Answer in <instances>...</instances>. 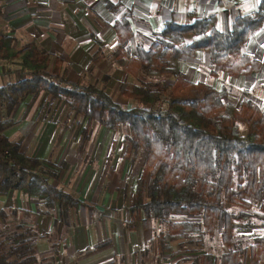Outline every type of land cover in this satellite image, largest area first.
Listing matches in <instances>:
<instances>
[{"label": "trees", "instance_id": "1", "mask_svg": "<svg viewBox=\"0 0 264 264\" xmlns=\"http://www.w3.org/2000/svg\"><path fill=\"white\" fill-rule=\"evenodd\" d=\"M106 5L116 10L120 2L106 0ZM111 26L117 40L107 61L138 79L122 88V95L132 99L129 106L115 100L105 84L69 79L61 70L59 55L36 38L16 45L0 24V60L16 62L18 67L7 70L23 72L0 84V195L18 189L41 197L37 212L51 214L57 207L60 220L80 203L53 182L58 176L55 169L28 154L20 141L6 133L19 101L42 90L64 102L67 125H71L69 118H85L80 129L83 138L94 119L111 130L127 126L123 156L144 154L127 224L133 228L136 221H165L166 229L156 235L158 252H180L173 241L213 234L220 219L221 264H264V233L237 238L233 225L252 217L264 219V113L247 92L238 105L225 101L226 86L192 81L175 65L181 55L204 49L211 64L231 75L257 70L260 60L243 47L264 26V1L238 15L224 30L216 27L214 13L185 23L166 20L147 36L148 44L138 40L134 52L128 13L120 12ZM166 75H172V80L167 82ZM18 211L1 207L0 216L6 221ZM38 234L24 223L14 229L0 228V264H45L37 252ZM57 252L53 245L51 264ZM212 260V253L206 251L200 254L199 264H212Z\"/></svg>", "mask_w": 264, "mask_h": 264}, {"label": "crops", "instance_id": "2", "mask_svg": "<svg viewBox=\"0 0 264 264\" xmlns=\"http://www.w3.org/2000/svg\"><path fill=\"white\" fill-rule=\"evenodd\" d=\"M109 1H119L120 7L110 9L106 0H0V24L13 36L16 45L36 38L46 50L59 55L62 72L64 67H69L68 78L76 81H85L88 76L86 69L91 65L93 48L99 49L109 42L108 52L100 56L104 58L101 64L107 70L105 73L111 83L117 79L116 72L122 77L128 74L123 67L106 59L117 40L111 23L120 12L128 13L134 31L130 39L134 52L135 43L144 38V43L148 44L147 36L160 30L166 20L185 23L214 13L216 27L224 30L238 15L251 12L264 0ZM243 48L261 62L259 68L249 74L231 75L217 65H211L208 51L204 49H196L192 55H181L175 59V65L192 81H205L216 88L226 86L225 101L238 105L247 92L246 95L264 113V26L249 36ZM44 92L41 90L19 101L12 113L14 123L6 129V133L20 141L28 154L42 158L43 163L55 169L58 176L53 182L80 200L71 209L85 207L90 216L86 214L76 219L75 224L67 218L60 220L58 216L51 222L50 218H46V232L54 221L68 223L74 228L65 235L63 245L60 240L51 239L46 234L38 238V255L45 256L46 263L51 264L53 245H57L55 264H161L162 258L166 259L170 252L157 251V234L151 233L153 225L150 221L144 224L136 221L133 228L127 224L136 177L142 165L139 170L131 168L130 157L123 156L124 142L113 148L114 141H46L44 135L35 139L33 133L27 135L28 141H23L28 121L20 115L33 112L35 101L32 96ZM112 97L122 103L121 99ZM125 208L127 213L123 218L113 214L105 216L107 210L120 213L116 209ZM96 210L101 216H92ZM49 252L52 254L49 255ZM198 258L200 260V255Z\"/></svg>", "mask_w": 264, "mask_h": 264}, {"label": "rangeland", "instance_id": "3", "mask_svg": "<svg viewBox=\"0 0 264 264\" xmlns=\"http://www.w3.org/2000/svg\"><path fill=\"white\" fill-rule=\"evenodd\" d=\"M141 40L145 42L144 38ZM108 48L109 42L106 44V46H102L99 49L95 47L93 48L91 52L92 61L91 65L86 69L88 72V76L85 77V81L105 84L107 88L106 90L111 95H113L115 98L121 99L123 105L129 106L132 104V99H124L126 97L121 95V90L123 87L128 86L131 83L138 82V79L134 76H130L131 74L129 73L124 77H122V74L117 76L116 72L117 79L110 83L105 73L107 70L104 69V65L101 64V61L104 58H101L100 56L106 54L108 52ZM98 56H100V58ZM13 67H18V64L16 62L8 63L4 60H0V84L23 75L21 69H19L20 71L17 70L14 72L7 70L8 68ZM69 70V67H64L63 72L67 74V76H69ZM172 78V75H166L167 82L171 81ZM32 98H34L35 101V103L33 102L32 104L34 107L33 112H29L28 115L24 116L22 115V113L20 115L22 118H27L28 121L25 131L27 132V134H25L26 138H24L23 136L24 142L28 141L27 135L31 133L35 135V139L36 137L41 138L44 135L46 141H114L112 144L113 148L124 142L123 135L128 132V128L126 125H120L117 129L111 130L101 125L97 119H94L89 125V136L83 138L80 129L85 123L84 117H78L76 119L69 118L68 122H71V125L69 127L63 121L67 108L62 100L51 98V96H49L46 92L32 96ZM161 105H164V103H161ZM240 126L241 130L244 131V123H241ZM35 139H33V141H35ZM143 157L144 154L142 152H136L132 154L129 158L131 168L134 167V169L136 168L137 170H139L140 164L142 165ZM41 204L42 203L40 198L27 196V194H23L18 189H11L6 194L0 195V208L4 207L5 209H10L12 207L19 209L18 214L15 217H9L8 219H6V221L3 220L0 216V228L14 229L17 223H24L33 226L38 231L40 229L38 238L49 235V238L56 240L58 239V241H61V245H63V242L66 241L65 235H67L69 231L74 228L73 225H68V223L60 221L56 223L54 221L49 232L44 231L47 223L46 218H50L51 222L52 218H57L58 211L56 207L55 210L50 214V216L44 217L42 214H39L37 212V208ZM257 206L258 203H254L252 205V209H256ZM116 210L120 211V213L114 212L112 210H107L105 211V216L106 214L108 216H112L111 214H113V216L115 215L122 218L126 216V208L124 210ZM97 211L98 210L94 211L92 216H101ZM86 214L90 216L89 210L85 207L80 206L79 209L75 208L74 210H68L66 218L68 219V221L70 220L69 222L75 224L74 221L76 219H79L82 216L84 217L86 216ZM148 221H150L151 226L153 225L151 228V233L153 235H156L160 230L166 229L165 221H161L158 218L148 219ZM233 225L236 231L237 238L264 233V219L252 217L250 218V221L244 223L235 221ZM221 227L222 220L219 219L217 220L213 234H203L202 236L196 235L180 241H173L172 243L174 244V246L176 248H179L181 252L177 254L169 253L166 259L165 257L162 258L161 264H198V257L201 254V251H211L214 255L212 264H221V251L223 250V245L221 244L220 239ZM200 238L202 239V243L196 242V240ZM50 254H52V252H49V255ZM43 257L45 258L44 263L47 264L46 262L48 261L46 257ZM170 259L172 261H170Z\"/></svg>", "mask_w": 264, "mask_h": 264}]
</instances>
